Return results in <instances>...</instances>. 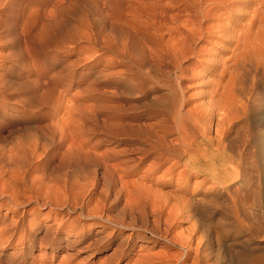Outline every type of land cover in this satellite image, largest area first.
<instances>
[{
	"label": "rangeland",
	"instance_id": "rangeland-1",
	"mask_svg": "<svg viewBox=\"0 0 264 264\" xmlns=\"http://www.w3.org/2000/svg\"><path fill=\"white\" fill-rule=\"evenodd\" d=\"M194 1L0 0V175L4 180L10 173L16 176V195L22 201L13 206L8 197L0 200V264H132L137 256L160 252L176 262L186 254L181 246L185 237L193 239L185 264L205 252L196 234L198 223L193 228L187 219L173 221L168 237L175 244L139 239L129 228L115 230L103 219L121 217L142 226L128 215L126 194L141 182L157 190L171 188L155 182L172 158L151 172L149 166L162 150L144 156L143 146L154 138L165 145L174 141L173 123L159 109L171 98L165 83L175 80L173 71L184 73L177 80L189 108L209 100L218 81L224 95L238 82L232 76V40L214 33L189 40L184 57L175 62L167 46L180 35L157 32L162 21L170 20L164 18L166 12H188ZM236 10H226L221 22L228 23ZM207 20L204 26L216 22ZM241 74L250 85L252 74ZM243 81L237 100L252 97L253 103L247 108V124H236L231 135L237 136L240 160L232 161L227 149L212 142L173 165L175 178L184 173L177 178L179 187L208 194L201 217L220 264H264V230L260 237L251 232L264 225V155L256 140L263 124L257 111L264 109V77L253 81L252 92ZM212 125L194 140L212 138ZM123 180L131 183L127 191ZM44 235L50 240L35 242ZM126 241L128 254L117 258L114 247L118 242L124 247ZM210 257L206 264H215Z\"/></svg>",
	"mask_w": 264,
	"mask_h": 264
},
{
	"label": "bare ground",
	"instance_id": "bare-ground-1",
	"mask_svg": "<svg viewBox=\"0 0 264 264\" xmlns=\"http://www.w3.org/2000/svg\"><path fill=\"white\" fill-rule=\"evenodd\" d=\"M194 2L195 4L193 8L189 9L191 11L187 9L188 12H184L185 11L184 8H180V9L178 8V10L172 11L171 14H168L166 12V15L164 14L165 15L164 18L169 17L170 20L167 21V19H165L164 21H162L158 25L157 32L159 31V33H161L162 35L165 32L167 34L168 32H174V33H178V36L180 35L178 39H175L174 37L173 40H170L171 41L170 43L168 42L171 45H168V43L166 42L168 40L164 42V44L167 43L168 45L167 47L170 48V53L172 52V56L174 57V59L176 58L174 60L175 62L177 61V59L180 60V58H178L179 56L181 58L184 57L185 52L187 50V45H189L187 44V42L189 43V40H193V41L195 39L202 40L203 36L209 35V34L211 36V34L213 33L214 35L218 34V36H220L221 39L232 40L235 43V47L233 49L232 63H231V67H233L232 76L234 75V79L236 78L235 81H238V82L237 83L235 82L234 83L235 85L232 83L234 86H232V84L231 86L229 85V87L227 88L225 92L226 94L227 91L229 90L228 94L224 95V92H223L224 90L223 91L220 90L224 88L222 87L220 81H218L216 83V85L218 86V89L217 90L213 89V91L209 93L208 95V97L210 98V99L208 98L209 100H207L204 103H200V104L194 105L189 108V107L184 106L188 100L185 99L181 91V88L178 84V80H177V78H180L179 76L184 73H182V71H178L179 69H175L173 71L175 80L172 81V79H170V81L165 83L168 89L170 90V92L168 93L169 94L171 93L170 94L171 98L170 99L168 98L169 101L166 99L168 101V103L166 104H162L160 102L161 105L159 109L161 110V113L165 115L166 119L168 118L169 121L173 123L172 126L174 128H172L171 131L174 132L175 134L174 141L168 140L169 142L168 145H165V144H162L160 140H155L156 138H154L153 141L146 143V145L144 144L145 147L143 146V152L145 153L144 156H147L151 151H154V149L162 150L161 157L157 159L155 158L154 159L155 161L154 162L152 161L151 166H149L150 167L149 171L151 172H153L155 169H158L157 167H159V165L163 161L167 160L168 158H172L170 160H173L172 161L173 163H171L170 167L166 169L167 172L157 178L158 183L155 182L156 185H159L161 187L165 185H170L171 188L169 187L170 189L166 191H162L160 189L157 190L152 187L145 186L141 182L139 187H136L135 189L133 188L131 190L129 189L130 190L129 193L127 192H126L127 194L125 193L126 202L124 201L125 202L124 204L127 203V205L130 206L131 209H137V208L143 209V213L137 214L139 212L136 213L134 212V210L126 208L129 211L128 215L133 216L132 218L136 219V222L137 220L143 222L142 226H138L135 223V221L126 222L121 217L120 218L104 217L103 219L108 224H110L112 228H114L115 230L118 229L121 231L123 228H129L130 230L129 234L134 235V236L137 235L139 239H148L150 241H155L156 239H163L167 241L168 243H173V244H175L174 242L175 239L173 237H168V236H169L170 230L172 229V227H174V225L177 222L176 219L178 220L187 219L189 222H192L193 228L196 225V223H198L197 230H196V234H198L197 238H199L200 241H203L204 248L202 249H203V252L205 251L207 254H205L204 252L202 254L198 253L197 255H195L194 258L196 259V261H194V263L206 264L207 258L211 256L210 258L214 260L215 264H220L219 263L220 257L214 254L213 249H211L212 247H209L210 243L212 242L211 240L212 234L210 233L208 229H205L204 224H203L204 221L201 217L203 215V212H205V210L203 209L204 208L203 203L205 199L208 197V194L205 191L204 192L203 191L188 192L187 190L179 187L178 184H176V182L179 180L177 178L179 176L184 177V173L183 172L177 173L179 175L178 177L175 178L173 175L175 173V171L173 170V165L179 162L181 159L184 160V159L191 158L190 156L193 153L197 152L198 148L202 146L204 143H212V142H216L218 145H220L223 148V150L227 149L230 152V159L232 161L241 157V153L238 150L239 146L237 145V140H236L237 136H231V135H232L233 127L236 124L240 122H242L243 124L245 123L247 124L248 118H249V116L247 117L248 115L247 108L249 107L248 105L251 106L253 103L251 99L252 97L251 98L247 97L244 103H241L239 98H238L239 100H237V97L239 96V94H241L240 92H242L244 89L243 83L245 81L243 80H246L248 82L249 87L246 86V88H248L252 92L253 88L251 86H253L255 83L253 81H256V79L260 77H264V0H197ZM204 4L207 5V7L205 6L206 8H203ZM171 7H172V4H171ZM190 7H192V5H190ZM229 8L231 10L237 8L239 11L236 10L237 12L236 14H232L228 16V20H227L228 23H224V22L222 23L221 17H224V16H221V15H225L226 10H228ZM150 9L151 8L149 5L148 10ZM182 10L184 11L182 12ZM147 12L148 11L146 10V12L144 13H147ZM181 13H183L182 18H180ZM149 16H151V14ZM146 17L148 18V22L150 23L151 22L149 21L150 18L148 16ZM147 18L145 19L147 20ZM207 19L216 20V22L213 21L212 24H207L204 26L203 23ZM206 22L208 23L209 21L207 20ZM164 57H165V54H164ZM167 71L169 70L167 69ZM241 73L245 74L246 77L248 78L251 76L250 74H252V76L250 77L252 78L251 79L252 83H250V85H249L250 81H248L247 78L243 79ZM232 76H231V79H233ZM237 76L240 78L242 77V78L241 79L238 78L239 80H237ZM176 88H178L179 91L176 90ZM248 89L245 90V92L249 93ZM239 102L241 104H239ZM257 114L259 115L261 119H263V124L260 129L259 136L256 139L258 152L262 156L264 155V109L261 111L258 110ZM214 116L215 118L213 119ZM211 124H213L212 126L214 127L213 137L207 138V137H204V135H201L202 136L201 139L195 141L194 138H195L196 133L204 134L206 132H209V128ZM10 159H14V157L12 156V158ZM195 162L196 160H193V163ZM118 165H119V162L113 163L114 169L118 168ZM3 177L4 176L0 175V200L4 197H8L11 205L17 206L19 203H22V201L21 200L19 201L16 195V187L18 185L16 176L13 173L12 174L10 173L7 180H4ZM174 179H175L174 181L175 183H173ZM119 180L120 181L122 180V176H120ZM127 183H130V182L128 180L126 181L123 180V184L125 185L123 186V188H126V191L128 190V186H129ZM120 192H119V195H120ZM123 193H124V190H123ZM114 197H116V199L118 200L119 196L117 194V196H114ZM224 197H225L224 199L229 200L230 195L225 194ZM141 204H143V206ZM144 204L146 206H144ZM13 211L15 210L13 209ZM148 216H151L153 219H151V221L148 220ZM173 221H175V224ZM243 223H244V220H243ZM149 224H151V227L147 226ZM162 224L166 226L163 232H162V229H159ZM220 225H223V224H220ZM245 225L248 226L247 224ZM263 226L260 225V226H254L253 228L251 227L252 234L254 236H259L261 232L264 230L262 229ZM193 228H192V231H193ZM146 233L150 234V236L153 238L147 237L145 235ZM40 238L41 239H35V242L43 243L44 241L47 242L46 240L48 241L50 240L49 239L50 237H48L47 239V236L45 235L44 237H40ZM185 238L186 239L184 243L181 244V246L186 251L184 252L186 254L181 255L179 259L176 257L178 259L176 262H170V258L168 257L169 255L167 256L163 254L164 255L163 256L162 255L163 252L162 253L160 252V254L147 253L145 255L142 254L140 256H137V258L134 259L132 264H153L156 261L161 262V264H164V263L166 264H185V260L190 256V255L188 256L187 251L190 250L191 240H193L191 237H185ZM55 239L58 240V236ZM110 242H106V245L110 244ZM51 244L53 246L56 245V241L52 242ZM121 244L122 243L118 242L116 246L114 247L115 253L118 254L117 258H120V256L122 255L128 254L129 242L126 241L124 247H122ZM105 260L106 258H104V262ZM250 261L252 262L253 260L250 259ZM257 261H259L258 256H257ZM239 263L240 264H250L248 263L247 260L239 262ZM256 263L257 262L254 263L253 261V263L251 264H256Z\"/></svg>",
	"mask_w": 264,
	"mask_h": 264
}]
</instances>
